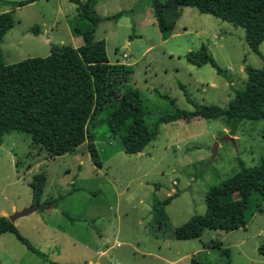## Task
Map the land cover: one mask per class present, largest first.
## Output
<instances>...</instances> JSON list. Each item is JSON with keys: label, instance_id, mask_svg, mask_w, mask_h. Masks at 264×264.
Returning <instances> with one entry per match:
<instances>
[{"label": "rangeland", "instance_id": "rangeland-1", "mask_svg": "<svg viewBox=\"0 0 264 264\" xmlns=\"http://www.w3.org/2000/svg\"><path fill=\"white\" fill-rule=\"evenodd\" d=\"M24 1L0 0V14L12 12L15 20L1 45L6 64L47 57L54 45L76 47L82 42L73 30L88 29L89 23L79 20L77 2L36 0L14 6ZM93 8L102 18L96 39L106 42L116 80H127L126 89L141 92L151 131L159 116L174 110L172 101L179 109H195L181 85L195 103L227 108L235 91L246 86V69L263 66L242 27L197 9L181 7L175 16L168 0H97ZM165 14L176 21L171 34H163L157 22ZM203 47L221 73L210 64L197 67L187 60L191 51ZM260 50L264 56V42ZM109 114V109L101 111L88 127L101 168L93 164L87 143L51 158L30 136L5 135L0 145V216L10 218L36 204L30 184L44 173L40 202L49 206L14 223L48 259L4 233L0 264H192L193 258L198 264H227L228 259L230 264H264V211L229 233L206 230L192 241L175 237L177 228L206 214L207 193L237 174L241 161L248 167L260 165L263 121L245 120L235 134L222 120L161 123L156 139L142 153L128 155L123 139L110 130ZM175 194L165 207L167 221L160 223L154 203ZM220 211L230 216L226 208ZM100 236L108 242L97 246L94 240ZM100 251L107 253L101 256Z\"/></svg>", "mask_w": 264, "mask_h": 264}, {"label": "trees", "instance_id": "trees-1", "mask_svg": "<svg viewBox=\"0 0 264 264\" xmlns=\"http://www.w3.org/2000/svg\"><path fill=\"white\" fill-rule=\"evenodd\" d=\"M35 1L18 2L14 6L23 7ZM74 1L78 3L79 20L89 23L88 29L73 30L74 35L82 39V44L78 47L54 45L47 57L29 58L12 65L4 62L1 45L14 28L15 20L12 12L0 14V145L5 135L22 133L31 137L34 146L56 158L87 143L93 164L101 168L102 162L88 127L103 110H110L107 123L111 132L123 139L124 152L128 155L142 153L156 139L161 123L196 118L222 120L235 134L245 120L264 122V56L260 50L264 42V0H168L175 13L181 7H190L242 27L249 48L263 59V66L246 69V86L235 91L227 108L197 104L181 85L195 109H179L172 101L174 110L159 116L152 131L141 92L136 88L126 89L127 80H116L106 42L96 39L102 21L93 8L97 0ZM166 16H159L157 22L163 34H171L176 21ZM32 32L38 35L39 28L34 27ZM187 60L197 67L210 64L222 72L206 47L191 51ZM240 164L237 174L207 193L206 214L192 217L175 230L177 240L200 239L206 230L229 233L245 228L248 216L264 211V158L254 167H248L243 161ZM46 182L44 173L34 177L30 184L34 203L40 202ZM178 195L154 203L153 212L160 223L167 221L165 207ZM235 198L239 201L235 202ZM223 208L226 212L229 210L230 216L220 211ZM4 233L14 234L30 251L48 259L20 233L15 223L0 216V235ZM225 253L229 255L228 250ZM192 264H198L195 258ZM227 264H230L229 259Z\"/></svg>", "mask_w": 264, "mask_h": 264}, {"label": "water", "instance_id": "water-1", "mask_svg": "<svg viewBox=\"0 0 264 264\" xmlns=\"http://www.w3.org/2000/svg\"><path fill=\"white\" fill-rule=\"evenodd\" d=\"M47 206L46 205H42L39 204L38 202L36 204H34L32 207L26 208L23 211L17 212L15 213L13 216H11L9 219L10 221H12L13 223L18 220L21 217H25L28 216L40 209H45Z\"/></svg>", "mask_w": 264, "mask_h": 264}, {"label": "crops", "instance_id": "crops-1", "mask_svg": "<svg viewBox=\"0 0 264 264\" xmlns=\"http://www.w3.org/2000/svg\"><path fill=\"white\" fill-rule=\"evenodd\" d=\"M82 44V42H80L78 45H76V47H78V46H80ZM126 56V55H125ZM124 56V57H125ZM142 155V154H141ZM168 195H170V194H168ZM34 203H32V205H33ZM39 204H43V203H41V202H39ZM46 204H50V202H48V201H46L43 205H46ZM46 206H49V205H46ZM50 207H52L51 205H50ZM59 208H60V205H57V207H55V210H59ZM4 216H6V217H8V215L7 214H4ZM16 225H18V223L16 222ZM95 241V243H96V245L98 246L99 244H102L103 245V242L104 243H107L108 242V239H105V238H103V236H100V239H96V240H94ZM30 242V241H29ZM31 243V242H30ZM117 244H120V243H116V247H117ZM118 248V247H117ZM38 250V249H37ZM159 251L161 252L162 251V248H159ZM41 252V251H40ZM101 252L102 251H100V255L101 256H104V255H106V253H107V251H103V253L104 254H101ZM43 254H45L44 252H42ZM46 255V254H45ZM92 262V261H91ZM54 263V262H53ZM56 264V263H55Z\"/></svg>", "mask_w": 264, "mask_h": 264}, {"label": "built area", "instance_id": "built-area-1", "mask_svg": "<svg viewBox=\"0 0 264 264\" xmlns=\"http://www.w3.org/2000/svg\"><path fill=\"white\" fill-rule=\"evenodd\" d=\"M126 57V56H125ZM117 247L119 248V247H121V244H117ZM101 254H104L103 252H101Z\"/></svg>", "mask_w": 264, "mask_h": 264}]
</instances>
